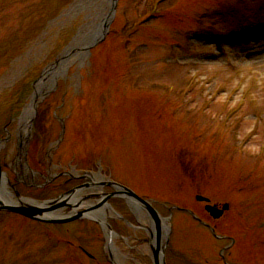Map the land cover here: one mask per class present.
Masks as SVG:
<instances>
[{
	"label": "rangeland",
	"instance_id": "rangeland-1",
	"mask_svg": "<svg viewBox=\"0 0 264 264\" xmlns=\"http://www.w3.org/2000/svg\"><path fill=\"white\" fill-rule=\"evenodd\" d=\"M112 3L0 0L3 171L22 196L46 200L76 181L34 186L26 165L51 176L101 166L104 179L151 199L163 217L184 209L171 212L167 257L264 264V0H116L105 36L45 81L23 126L37 80ZM196 195L229 203L217 230L197 219L210 220ZM108 202L133 224L110 217L122 234L116 254L151 264L142 249L148 228L121 198ZM101 234L89 219L43 224L0 212V264H105Z\"/></svg>",
	"mask_w": 264,
	"mask_h": 264
},
{
	"label": "bare ground",
	"instance_id": "bare-ground-1",
	"mask_svg": "<svg viewBox=\"0 0 264 264\" xmlns=\"http://www.w3.org/2000/svg\"><path fill=\"white\" fill-rule=\"evenodd\" d=\"M106 16L107 15L105 13H102L101 14V21H100V23H98V24L94 23L93 26L91 27V29H89L88 31H85L81 37L80 36L77 37L76 40H75V44L76 45H80V44L83 45L84 43H86L87 41H89L90 38H91V36H92V34L94 33L93 32L94 29H96L97 31H100L99 28L102 26V22L104 21V19H105ZM82 59H80V60H82ZM57 67H59V66H56L55 68H57ZM55 68H54V70H52L51 77H53L55 74L56 75L59 74V72L58 73H55L56 70H57ZM44 85H45V82H43V83L41 82L37 86V91L36 92L38 93L39 91H41V89L43 88ZM31 107H32V104H27L25 106L23 112H22L21 121L23 123V126H25V124L27 123L26 120L28 118H30V115H31ZM2 179H3L2 180L3 187L1 189V195L4 197V199L8 200L7 202H9L11 200L10 195L8 194V196H7L5 194V192H4V190L6 189V184H5L6 181H5L4 177H2ZM91 179L93 180L94 177H92ZM95 187H96V185H95ZM90 189L92 190V187H90ZM82 196H83V193H76V194H73V195L68 196L67 198H65L57 206V209L56 210H48V208H50L52 206L51 205H47V204H44V206H41V207L44 209V213L46 215L59 216L60 214L73 212V211H75L77 209L76 207H73V208L67 207V206H69V203H78V202H80L79 203V206H81V209H83L87 204L88 205H92L89 202V200L83 199ZM112 210L113 209L109 205H101L98 208H96V209L94 208L93 210L87 212L86 215L89 216V217L95 218L102 225L105 226L106 221H107V216L109 214H112L113 213ZM137 212H138V216H139V222L142 223V226L148 228L150 222L148 221L146 215L141 210H139ZM162 221H163V223L166 224V226H168V221L167 220L162 219ZM105 236H106V239H107V246L109 247V250L112 251L113 253H115V258H116L115 264H126V262H125V255H123L122 252L119 253V254H116L118 249H117V246H116V242H115L113 233L110 232L109 230H107V231H105ZM140 242H141V240H140ZM125 243L126 244L128 243V245L136 244V243L130 242V239H128V238L125 239ZM110 247H112V249H110ZM153 248H155V242L153 241V238H148L146 240V244H144V246L142 247V249H143V251L145 253H148L150 255L151 254V251H152L151 249H153ZM136 264H141V263L137 262Z\"/></svg>",
	"mask_w": 264,
	"mask_h": 264
},
{
	"label": "water",
	"instance_id": "water-1",
	"mask_svg": "<svg viewBox=\"0 0 264 264\" xmlns=\"http://www.w3.org/2000/svg\"><path fill=\"white\" fill-rule=\"evenodd\" d=\"M1 176V173H0ZM114 194H123L126 197L132 198L134 201L138 202L143 208H145L151 215L155 226H156V247L153 248V253H154V260L155 264H158V259H159V251H160V242H159V234H160V227H161V220L157 212L154 210V208L151 206V204L145 200L140 199L135 195L134 192H132L130 189L124 186H120V190L115 192ZM198 199H205L203 197L198 196ZM206 200V199H205ZM62 201L56 200L55 203L52 205V207L48 208V210H51L53 208H57V206L61 203ZM227 206H224L226 208ZM0 209H6L9 211H14L21 213L23 215H26L30 218L34 219H44L47 221H52V222H61V221H68L71 219H74L76 217H80L81 214L77 213L73 216L66 217L63 219H49L46 217V214L44 213V209L42 207L36 206V205H30V204H25L21 203L19 205H1ZM207 209L211 210L213 212V208L207 206ZM44 213V214H43Z\"/></svg>",
	"mask_w": 264,
	"mask_h": 264
},
{
	"label": "flooded vegetation",
	"instance_id": "flooded-vegetation-1",
	"mask_svg": "<svg viewBox=\"0 0 264 264\" xmlns=\"http://www.w3.org/2000/svg\"><path fill=\"white\" fill-rule=\"evenodd\" d=\"M218 207H219V206H218ZM225 214H226V213H225V211H224V212L222 213L221 217H224V216H225ZM221 217H220V218H221Z\"/></svg>",
	"mask_w": 264,
	"mask_h": 264
}]
</instances>
